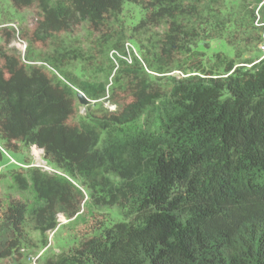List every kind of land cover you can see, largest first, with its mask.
Listing matches in <instances>:
<instances>
[{
	"label": "trees",
	"instance_id": "16d2710c",
	"mask_svg": "<svg viewBox=\"0 0 264 264\" xmlns=\"http://www.w3.org/2000/svg\"><path fill=\"white\" fill-rule=\"evenodd\" d=\"M11 2L36 4L38 18L23 56L1 55L0 168L8 167L15 188L32 198L0 200V219L12 233L0 258L25 264L28 228L45 247L47 233L58 229L57 215L76 219L86 194L83 205L88 200L94 207H116L123 219L97 227L75 247L45 255L39 264H264V58L245 57L238 47L245 33L260 42L257 5L251 8L250 0ZM126 3L140 12L133 33L164 26L156 50L143 52V63L135 56L130 63L117 58L118 67L108 73L110 86L82 79L83 68L70 71L93 55L58 35L83 21L97 31L107 14ZM260 13L264 20V5ZM47 42L51 51L31 52L33 44ZM102 44L97 53L104 51ZM120 45L117 37L104 47L115 51ZM178 54L189 60L179 62ZM93 68L91 76L105 69ZM116 89L130 101L118 110L86 111L111 102L109 91L113 95ZM77 91L89 102L83 105L85 116L70 121ZM32 146L59 173L10 155ZM3 175L0 171V180Z\"/></svg>",
	"mask_w": 264,
	"mask_h": 264
},
{
	"label": "rangeland",
	"instance_id": "374dc122",
	"mask_svg": "<svg viewBox=\"0 0 264 264\" xmlns=\"http://www.w3.org/2000/svg\"><path fill=\"white\" fill-rule=\"evenodd\" d=\"M257 3L258 0H250V7L254 8ZM139 16L140 12L137 6L126 3L120 11L107 14L103 25L97 31L92 30L87 21H83L71 32L65 35L59 34L58 40L64 39L69 44L80 48L85 54L93 55V58L89 59V61H82L81 66L78 64L79 62L73 63L72 67H69V70L77 74L79 73V69L83 68L81 74L82 79H102L110 86L112 83V75H108V73L113 74L118 67L117 58L127 60L130 63L131 57L135 56L142 62V53L146 50L153 51L155 49L154 44L157 42L156 39L160 37L164 26H151L142 32L133 33L132 27L136 24ZM37 18L38 7L36 4L30 6H15L11 0H0V65L3 63V58L1 57L3 53H16L23 56L29 45V34L34 29ZM249 35L247 33L242 35V42L237 46L243 50L242 54L245 57H256V54L259 57L261 55L259 49L260 42H258L255 35H250V37ZM117 37L121 38L119 50L114 51L110 47H104L114 42ZM99 42L103 43L102 47L104 51L102 53H97V49L101 48ZM211 45L222 48L216 41L211 42ZM49 51H51L50 42L35 43L31 47V52L34 53L45 54ZM227 51L232 55V49L230 47ZM106 55L110 61L106 59ZM198 56L200 57L202 55L199 54ZM178 57L180 58L179 62L189 60L183 54H178ZM35 59L40 60L39 58ZM97 64L105 69L97 75L91 76V71ZM110 64H113V68H110ZM146 71L151 72L148 69ZM176 73L178 72L175 71L172 74L178 75ZM109 93L111 102L105 100L98 104H91L87 107L86 111L90 114H98L102 113L104 109H108L109 111L112 109L118 110L123 104L130 101L128 95L121 89H116L113 95L111 94L112 91H109ZM112 102L116 103V105ZM85 114V106L77 102L75 114L69 120L74 121L80 116H85ZM42 154V151L36 146H32L29 149L23 148L18 154L10 152V155L15 160L30 164L42 163ZM25 160L28 162H25ZM7 168H0L1 173L4 174L0 180L1 202H5L10 197L28 199L31 202V193L19 191L15 188L11 179L5 173ZM86 199L87 196L84 194V200ZM84 200L80 204V215L76 219L72 218L68 220L61 213L57 215L59 223L58 229L51 230L47 233V245L45 247L40 246L37 242L38 233L32 230L31 227L28 228L30 245L23 250L21 258L23 263L31 264L29 263L30 260L36 258L41 250H43V254L40 258H37L39 263L45 255H58L62 251L66 252L68 248L75 247L80 239L89 236L97 227L110 225L123 219L116 207H94L88 200L83 205ZM11 234V228L8 222L0 219V250L5 246ZM16 263L17 260L14 257L0 258V264Z\"/></svg>",
	"mask_w": 264,
	"mask_h": 264
},
{
	"label": "built area",
	"instance_id": "2783aa9c",
	"mask_svg": "<svg viewBox=\"0 0 264 264\" xmlns=\"http://www.w3.org/2000/svg\"><path fill=\"white\" fill-rule=\"evenodd\" d=\"M263 5H264V0H260L258 2L257 6L254 9V13H255L254 25L258 26L260 28V38H261L260 39V43H259V49H260V52H261L259 60L264 58V20L262 19L261 13H260V8ZM37 64H39V63H37ZM112 110H114V109H112ZM0 149L3 150L1 147H0ZM10 162L16 163V164L24 166V167L29 166V165L40 167L42 170L50 172V173H59L57 170H55L51 166H49L44 160H42V163L29 164V165L20 164V163L16 162L12 158H10ZM42 252H43V250H41L39 252V254H38V256L36 258H33L32 260H30L29 263H31V264H39L38 261H37V258L42 254Z\"/></svg>",
	"mask_w": 264,
	"mask_h": 264
},
{
	"label": "water",
	"instance_id": "95a60500",
	"mask_svg": "<svg viewBox=\"0 0 264 264\" xmlns=\"http://www.w3.org/2000/svg\"><path fill=\"white\" fill-rule=\"evenodd\" d=\"M77 98L79 103L82 105H87V103L89 102V100L85 97V95L80 91H77Z\"/></svg>",
	"mask_w": 264,
	"mask_h": 264
},
{
	"label": "clouds",
	"instance_id": "9594fccd",
	"mask_svg": "<svg viewBox=\"0 0 264 264\" xmlns=\"http://www.w3.org/2000/svg\"><path fill=\"white\" fill-rule=\"evenodd\" d=\"M41 150V149H40ZM42 151V150H41Z\"/></svg>",
	"mask_w": 264,
	"mask_h": 264
}]
</instances>
